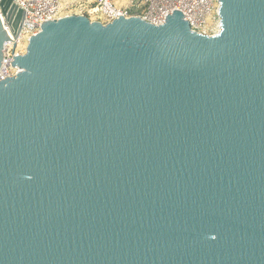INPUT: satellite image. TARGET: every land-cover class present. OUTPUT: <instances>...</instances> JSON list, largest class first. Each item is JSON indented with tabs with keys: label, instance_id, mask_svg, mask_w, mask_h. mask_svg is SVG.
I'll list each match as a JSON object with an SVG mask.
<instances>
[{
	"label": "water",
	"instance_id": "95a60500",
	"mask_svg": "<svg viewBox=\"0 0 264 264\" xmlns=\"http://www.w3.org/2000/svg\"><path fill=\"white\" fill-rule=\"evenodd\" d=\"M220 19L41 26L0 81V264H264V0Z\"/></svg>",
	"mask_w": 264,
	"mask_h": 264
},
{
	"label": "built area",
	"instance_id": "2783aa9c",
	"mask_svg": "<svg viewBox=\"0 0 264 264\" xmlns=\"http://www.w3.org/2000/svg\"><path fill=\"white\" fill-rule=\"evenodd\" d=\"M0 0V23L12 40L3 41V61L0 66V81L15 77L21 68L13 66L16 56H23L31 39L41 32V26L71 16L61 14V0H12L22 12L18 29L15 30L3 12ZM100 17L95 22L111 24L119 17L138 18L155 26L165 25L169 16L180 13L191 32L214 37L221 31L220 0H92ZM74 4V3H73ZM16 16V15H15Z\"/></svg>",
	"mask_w": 264,
	"mask_h": 264
},
{
	"label": "rangeland",
	"instance_id": "374dc122",
	"mask_svg": "<svg viewBox=\"0 0 264 264\" xmlns=\"http://www.w3.org/2000/svg\"><path fill=\"white\" fill-rule=\"evenodd\" d=\"M63 11L62 15L68 13L70 8L72 11L69 12L73 17H83L87 19L89 22H95L99 15V11L96 7V4L92 2V0H61ZM74 3V4H73ZM23 47H28L24 44Z\"/></svg>",
	"mask_w": 264,
	"mask_h": 264
}]
</instances>
